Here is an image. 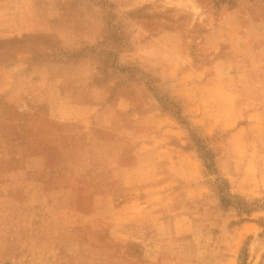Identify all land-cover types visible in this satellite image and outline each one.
I'll use <instances>...</instances> for the list:
<instances>
[{
  "label": "rangeland",
  "instance_id": "rangeland-1",
  "mask_svg": "<svg viewBox=\"0 0 264 264\" xmlns=\"http://www.w3.org/2000/svg\"><path fill=\"white\" fill-rule=\"evenodd\" d=\"M64 76L83 84L118 78L121 86L133 84L139 97L147 86L154 96L147 109L153 112L157 102L163 113L156 132L164 147L192 157L168 176L209 189L195 197V210L212 200L207 217L184 212L192 232L189 258L197 264H264V158L253 148L264 147V127H255L257 115L235 91L264 82V0H0V134L10 149L1 157L0 174L20 168L7 166L8 159L18 161L38 145L28 142L29 134L49 130L56 146L59 135L73 134L70 125H45L27 113L28 104L44 101L46 92L51 98ZM54 109L69 116L77 108ZM77 113L83 118L94 111ZM241 128L249 157L229 177L218 163L241 143L232 137ZM202 157L213 167L206 169ZM16 183L0 177V264H93L94 254L111 252L87 240L84 251L48 248L43 236L28 233L27 190L15 193ZM219 188L231 194L228 206L221 204Z\"/></svg>",
  "mask_w": 264,
  "mask_h": 264
},
{
  "label": "crops",
  "instance_id": "crops-1",
  "mask_svg": "<svg viewBox=\"0 0 264 264\" xmlns=\"http://www.w3.org/2000/svg\"><path fill=\"white\" fill-rule=\"evenodd\" d=\"M68 77L57 79L59 86L51 98L46 92L44 101L29 103L27 113L45 125H70L73 134L59 135L58 146L53 145L56 137L49 130L40 136L29 134L28 142L38 145L30 147L18 161L7 158L11 161L7 166L21 167L0 174L2 180L17 181L15 193L20 188V192L27 190L23 205L29 210L28 233L43 236L44 244L59 252L84 251V240L96 250L111 251L107 256L94 254L93 264H197L189 258L192 232L187 229L184 212L207 217L214 210L212 200L207 199L209 205L202 212L195 210V197L202 198L200 193L209 189L168 176L192 157L183 149L164 147L167 142L156 132L158 114L163 113L157 102L153 112L147 109L154 99L152 92L141 87L139 97L133 84L121 86L113 77L92 84L70 82ZM235 89L244 105L257 115L255 127H264V82ZM68 107L92 108L94 114L81 118L77 109L76 115L69 116H58L54 111ZM246 133L242 128L233 133L241 143L228 159L218 163L229 177L245 168L249 148L241 137ZM0 140L2 160L10 149L3 134ZM253 148L264 158L262 143L259 149ZM197 165L198 183L201 172ZM140 170L156 180L141 178ZM2 189L0 185V192ZM69 237L74 241L69 243Z\"/></svg>",
  "mask_w": 264,
  "mask_h": 264
},
{
  "label": "trees",
  "instance_id": "trees-1",
  "mask_svg": "<svg viewBox=\"0 0 264 264\" xmlns=\"http://www.w3.org/2000/svg\"><path fill=\"white\" fill-rule=\"evenodd\" d=\"M202 159H203L204 162H205V165H206L205 168H206V169H210L212 165L209 164V163H208V160L205 159L204 157H202ZM216 161H217V160H215V162H213L214 167H215V165H216ZM216 166H217V165H216ZM212 167H213V166H212ZM223 180H224L226 183H228L225 177H223ZM230 195H231V194H228V196H226V195L224 194L223 190H222L221 188H219V196H220L219 198H220L221 204H222L223 206H228L229 204L232 203V202H231V199H229Z\"/></svg>",
  "mask_w": 264,
  "mask_h": 264
}]
</instances>
